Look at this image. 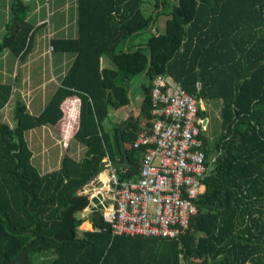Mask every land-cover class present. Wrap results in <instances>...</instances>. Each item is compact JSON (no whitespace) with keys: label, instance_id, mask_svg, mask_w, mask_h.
<instances>
[{"label":"trees","instance_id":"trees-1","mask_svg":"<svg viewBox=\"0 0 264 264\" xmlns=\"http://www.w3.org/2000/svg\"><path fill=\"white\" fill-rule=\"evenodd\" d=\"M27 1L12 0L0 53L6 49L26 57L37 29L48 24L29 22ZM145 1L77 0V36L49 42L52 51L74 55L60 85L40 114L17 102L15 125L0 120V209L8 228L47 232L77 208L68 228L46 236L26 264H264V0H154L148 11ZM145 31L150 35L135 42ZM102 57L108 64L101 66ZM160 73H170L219 109L220 130L212 140L208 132L215 116L200 108L210 119L203 138L212 167L185 233L114 234L102 229L109 223L98 209L81 218L89 205L86 195L68 196L100 170L105 158L121 178L140 174L145 147H134V141L150 126L151 89ZM134 84L145 95L139 119H129L132 113L111 120L106 129L110 107L135 102L129 93ZM11 93L12 85L0 82V109ZM74 95L80 106L73 140L86 147L84 157L64 155L58 169L41 175L31 164L25 134L56 125L62 102ZM85 222L92 231L79 236ZM5 230L0 215V264L36 242L34 236Z\"/></svg>","mask_w":264,"mask_h":264},{"label":"built area","instance_id":"built-area-1","mask_svg":"<svg viewBox=\"0 0 264 264\" xmlns=\"http://www.w3.org/2000/svg\"><path fill=\"white\" fill-rule=\"evenodd\" d=\"M196 86L201 88L202 81ZM202 101L170 73L155 76L150 126L134 141V147H145L140 174L124 179L108 164L106 189L98 200L102 218L109 223L103 230L163 237L186 232L198 209L196 199L205 189L203 178L212 167L204 147L209 117L200 113ZM90 185L100 189L95 180ZM84 189L89 200L97 197Z\"/></svg>","mask_w":264,"mask_h":264},{"label":"crops","instance_id":"crops-1","mask_svg":"<svg viewBox=\"0 0 264 264\" xmlns=\"http://www.w3.org/2000/svg\"><path fill=\"white\" fill-rule=\"evenodd\" d=\"M11 2L12 0H0V42L7 33L6 25L11 18ZM27 2L31 6L30 14L28 15L29 22L35 26H40L45 21L48 22V24L37 29L32 49L26 57L21 58L15 56L6 49L0 53V82L10 83L12 85L11 96L7 103L0 109V120L1 122L6 123L10 128L15 125V103L23 102L27 105L28 111L32 115L40 114L56 88L60 85L61 79L64 77L68 67L73 61V54L50 51V40L54 38H75L77 36V0L47 1V6L50 3L51 7L54 8L53 18L51 20H46V18H44L43 0H28ZM141 41H143L142 38H137L135 40V42ZM104 64H108V59L102 57L101 66ZM132 96L135 102L130 103L128 106L136 105L142 97H145L140 90L137 93L133 90ZM206 102L210 103L208 101ZM79 106L80 99L75 95L69 96L61 104L63 116L58 120L56 125H44L26 132V143L32 153L31 164L38 170L39 174L43 175L58 169L60 161L64 155L68 154L73 158L72 151L67 153V150H64L63 155L60 151L62 149L59 148L64 140H70V144L71 139L74 141L73 136L79 125ZM126 107L127 106H123L118 109L114 107L109 108L110 119H103L106 129L112 127L111 120L120 122L121 119L115 118L114 115L120 114ZM109 123H111L110 127H108ZM48 131H50V137L52 133L59 136L57 142L50 143V146H48L47 142ZM74 142L76 143V147L85 153L86 147L76 141ZM37 146L39 147L38 150ZM67 146L68 144L66 147H63L67 148ZM52 156L57 158L58 165L53 169L46 170L45 164L51 162ZM74 159L80 160L79 158ZM106 159L108 158H105V160ZM37 161L41 164V168L34 165ZM102 167L103 168H101V171L96 176L95 180L100 189L96 190L95 187L93 189L91 185L84 189V191L93 190L91 193H93V196L97 195V197L95 196L92 200L88 199L89 205L81 212V218L87 217L93 210H100L98 200L101 198L100 193L102 194V191L106 189L105 182L108 180L110 171L108 164H105ZM84 225L87 228L89 226V230L84 228V230H81L82 232L92 231L89 222H85L81 226L84 227Z\"/></svg>","mask_w":264,"mask_h":264},{"label":"rangeland","instance_id":"rangeland-1","mask_svg":"<svg viewBox=\"0 0 264 264\" xmlns=\"http://www.w3.org/2000/svg\"><path fill=\"white\" fill-rule=\"evenodd\" d=\"M153 1L154 0H146L145 3H144V7H145V11H148V10H152L153 9ZM44 2V7H43V15H44V18L47 19H52L53 18V12H54V8L51 7V4L49 3V5L47 6V0H43ZM148 9V10H147ZM165 18L166 16L164 17H161L159 19V27L158 28H161V31H164V26H165ZM152 32L156 33L157 31H155L154 28H152ZM150 35V31H145L141 34V37L139 38H142L143 41ZM52 38V37H51ZM48 40V38H47ZM137 81V79H135V82ZM134 88V91L135 93H137L139 90H141L140 86L139 85H133ZM203 105L208 108V111H209V114L210 116H215V118L213 120H211V123H210V126H209V132L208 134L211 136L212 140H215V137L216 135L218 134V131L220 130V119L218 117V108L217 106L214 104V102H211V103H207L206 100L204 102V100L202 101ZM134 106L131 105V106H127L120 114H115V118H118V119H125L127 117H129L132 113H134ZM140 115V114H139ZM111 123L108 124V127H110ZM48 137H47V142H48V146H50L51 144L50 143H54V142H57V140L59 139V136L54 133L51 134V137H50V131H48ZM70 140H67L66 141V144H68L67 148H64V143L62 142V148L60 146L59 149H62L60 150L63 154L64 150H67L66 152L69 153L72 151V156L73 158H79V159H82V157H84V151L82 152V150H80L78 147H76V143L74 141H72L71 139V144L69 143ZM39 149V147L37 146V150ZM58 151V149H57ZM60 152V153H61ZM66 153V154H67ZM64 155V154H63ZM68 155V154H67ZM34 164V162H33ZM38 168H41V164L39 163V161L35 162V164ZM58 165V160L57 158H54V156L51 157V162H48L45 164V169H53L55 168L56 166ZM43 167V165H42ZM40 171V170H39ZM82 195H86L84 194V192L81 193ZM150 207L151 209L154 207V204L151 203L150 204ZM85 212V211H84ZM84 228L88 229L89 230V226L88 228L86 226L82 227L80 226L79 227V236H81V230H84Z\"/></svg>","mask_w":264,"mask_h":264},{"label":"water","instance_id":"water-1","mask_svg":"<svg viewBox=\"0 0 264 264\" xmlns=\"http://www.w3.org/2000/svg\"><path fill=\"white\" fill-rule=\"evenodd\" d=\"M132 92H133V89H131L130 88V90H129V93L132 95ZM144 99H145V97H142L139 101H138V103L136 104V105H134V113H133V117H131V118H129V119H134V120H138L139 119V114H140V112H141V109H142V104H143V101H144ZM127 124L128 123H125V125H124V127H123V129H125L126 127H127ZM109 163H112V161L110 160V159H106L104 162H103V165H105V164H109ZM113 164V163H112ZM126 165L128 164V162H127V160H126V163H125ZM102 165V166H103ZM102 168V167H101ZM101 168H100V170L94 175V176H92L89 180H87V182L83 185V186H81V187H79V188H77V189H75V190H73L70 194H69V196H68V198L73 194V193H81L82 191H83V189L85 188V187H87V186H89L94 180H96V176L100 173V171H101ZM77 208H76V206L74 205V207L72 208V209H70V210H68V214H67V217H65L64 218V222L63 223H60V224H58V225H55L51 230H49V231H47V232H41V231H32V232H21V231H13V230H10L9 228H8V223H7V221H8V218H7V215L5 214V212H3L1 209H0V215L3 217V219H4V224H5V231L7 232V233H10V234H13V235H28V236H34V237H36V242L32 245V246H30V247H28L27 249H25V250H23L22 252H20V254H18L17 256H15V258L9 263V264H26V257H27V255L28 254H30V253H32V252H34L42 243H43V241H44V238L46 237V236H49V235H52L55 231L57 232V231H63V230H65L66 228H68V226H67V224H68V220L72 217V215H73V212H74V210H76ZM78 209H80L79 207H78ZM83 210H85V209H83Z\"/></svg>","mask_w":264,"mask_h":264}]
</instances>
